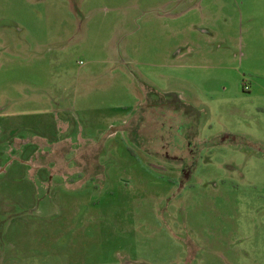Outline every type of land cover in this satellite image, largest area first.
<instances>
[{
  "label": "rangeland",
  "instance_id": "obj_1",
  "mask_svg": "<svg viewBox=\"0 0 264 264\" xmlns=\"http://www.w3.org/2000/svg\"><path fill=\"white\" fill-rule=\"evenodd\" d=\"M0 264H264V0H0Z\"/></svg>",
  "mask_w": 264,
  "mask_h": 264
}]
</instances>
